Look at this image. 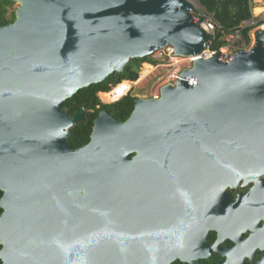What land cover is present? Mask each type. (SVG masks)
<instances>
[{
    "label": "water",
    "instance_id": "1",
    "mask_svg": "<svg viewBox=\"0 0 264 264\" xmlns=\"http://www.w3.org/2000/svg\"><path fill=\"white\" fill-rule=\"evenodd\" d=\"M10 1L20 6L0 24L1 264L209 258L225 184L264 162V30L229 63L200 57L159 100L137 98L123 123L101 111L73 149L88 110L65 112L69 99L160 49L201 56L211 36L189 0ZM194 168L207 172L212 213H183Z\"/></svg>",
    "mask_w": 264,
    "mask_h": 264
},
{
    "label": "flooded vegetation",
    "instance_id": "2",
    "mask_svg": "<svg viewBox=\"0 0 264 264\" xmlns=\"http://www.w3.org/2000/svg\"><path fill=\"white\" fill-rule=\"evenodd\" d=\"M14 4L10 0H0L2 26L16 21L18 8L11 12ZM68 111L72 110L66 108L65 112ZM241 165L236 183L225 184L222 208L219 211L220 223L208 228L206 243L211 254L209 258L197 262L264 264V162ZM191 175L188 187L190 203L185 206L183 213H212L208 200L207 172L194 168ZM159 190V187L154 190L144 187L146 196L155 192L153 195L159 197ZM155 207L151 208L152 212H157L158 206Z\"/></svg>",
    "mask_w": 264,
    "mask_h": 264
},
{
    "label": "built area",
    "instance_id": "3",
    "mask_svg": "<svg viewBox=\"0 0 264 264\" xmlns=\"http://www.w3.org/2000/svg\"><path fill=\"white\" fill-rule=\"evenodd\" d=\"M194 5V10L191 12L192 18L196 25H199L200 29L204 30L211 36L209 42L206 44L205 51L201 56H179L176 55L174 48L168 47L160 49L153 56L152 60L156 64H148L151 68L148 75L143 77V73L140 72L139 79L136 82L129 80L122 81L111 87L108 93H101L110 95L111 102L103 104H112L121 101L127 96L131 95L135 88H138L143 81L152 77V86L150 99L159 100L161 98V90L166 86H175L182 78V73L186 70H192L197 59L203 57L205 59L212 58L216 55H220V61L223 63H229L234 57L242 52L249 51L251 49L252 31L246 33L249 28H260L263 30L264 13L254 15L255 8L252 7V18L243 22L234 31H231L222 37L221 41L223 45L215 49L214 43L218 40V32L221 31L222 26L215 20L214 16L200 6L196 1L189 0ZM250 3H256L255 0H250ZM250 39V44L248 41ZM193 80L190 81L192 84ZM143 89L142 87H139ZM99 94V96L101 95ZM148 99V98H145ZM101 100V98H100Z\"/></svg>",
    "mask_w": 264,
    "mask_h": 264
},
{
    "label": "trees",
    "instance_id": "4",
    "mask_svg": "<svg viewBox=\"0 0 264 264\" xmlns=\"http://www.w3.org/2000/svg\"><path fill=\"white\" fill-rule=\"evenodd\" d=\"M196 2L211 13L215 20L222 26L221 31L218 32V40L214 43L213 48L215 49L223 45L221 39L225 34L234 31L243 22L250 20L253 16L250 0H197ZM263 24L261 23L260 25ZM251 30L253 29H247L246 33L248 34ZM248 44H250V39ZM151 62H154L152 57L147 59H132L125 73L114 74L102 84L92 85L89 88L82 89L74 98L67 101V110H72L73 115L83 107H86L88 110L86 120L73 128V135L69 140L73 149L81 148L90 142L94 120L99 116L101 111H107L121 123L129 119L133 112L135 101L137 100L136 95L131 94L114 104H103L99 98V94L108 93L111 90L110 85L113 83H120L126 80L136 82L139 79L143 65L151 64ZM1 196L2 193L0 192V198ZM1 214L2 209L0 208V216ZM173 264L184 263L176 261ZM196 264L210 263L207 261H199Z\"/></svg>",
    "mask_w": 264,
    "mask_h": 264
},
{
    "label": "rangeland",
    "instance_id": "5",
    "mask_svg": "<svg viewBox=\"0 0 264 264\" xmlns=\"http://www.w3.org/2000/svg\"><path fill=\"white\" fill-rule=\"evenodd\" d=\"M193 1H197V0H193ZM257 1V0H255ZM20 6V3L19 2H15V4L13 5L12 9H11V12L12 11H15L18 7ZM252 7L253 8H263L264 9V1L261 2V3H252ZM257 14V11L256 9L254 10V15ZM258 29L260 28H256V29H253L252 31V41H251V48L255 45V34L256 32L258 31ZM151 64H156L154 62H151ZM148 64H144L143 67H142V70H141V73H143V71L147 68ZM149 74V73H148ZM152 77L151 76L150 78H148L147 80L143 81L142 84L139 85V87H142L143 89H140L139 87L138 88H135V90L133 91V95H136L137 98H141V99H145V98H148L150 99V93H151V86H152ZM154 82V81H153ZM117 83H113L110 85V88L114 85H116ZM101 94V93H100ZM105 95V94H103ZM102 94L100 95V98H101V101L102 102H106V103H110L111 102V99L110 98H104L102 97L103 96ZM114 104V103H112Z\"/></svg>",
    "mask_w": 264,
    "mask_h": 264
},
{
    "label": "bare ground",
    "instance_id": "6",
    "mask_svg": "<svg viewBox=\"0 0 264 264\" xmlns=\"http://www.w3.org/2000/svg\"><path fill=\"white\" fill-rule=\"evenodd\" d=\"M264 0H258L257 1V3H261V2H263ZM256 11H257V14L256 15H258V14H261V13H264V9L263 8H256ZM263 30H264V26H263ZM150 67L149 66H147V68L145 69V71L143 72V77H145L146 75H148V73L150 72ZM102 97H104V98H110V95H103Z\"/></svg>",
    "mask_w": 264,
    "mask_h": 264
},
{
    "label": "crops",
    "instance_id": "7",
    "mask_svg": "<svg viewBox=\"0 0 264 264\" xmlns=\"http://www.w3.org/2000/svg\"><path fill=\"white\" fill-rule=\"evenodd\" d=\"M257 1H258V0H257ZM257 1H256V2H257ZM255 9H256V8H255Z\"/></svg>",
    "mask_w": 264,
    "mask_h": 264
}]
</instances>
